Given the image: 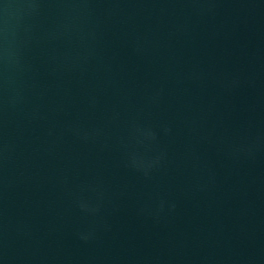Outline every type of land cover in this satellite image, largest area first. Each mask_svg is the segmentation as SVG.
I'll return each instance as SVG.
<instances>
[{
	"label": "water",
	"instance_id": "water-1",
	"mask_svg": "<svg viewBox=\"0 0 264 264\" xmlns=\"http://www.w3.org/2000/svg\"><path fill=\"white\" fill-rule=\"evenodd\" d=\"M0 264H264V0H0Z\"/></svg>",
	"mask_w": 264,
	"mask_h": 264
}]
</instances>
